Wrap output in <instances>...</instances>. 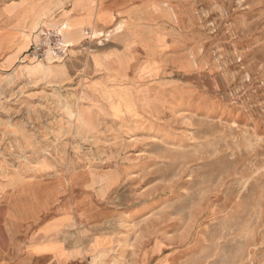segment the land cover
I'll return each instance as SVG.
<instances>
[{
    "label": "rangeland",
    "instance_id": "374dc122",
    "mask_svg": "<svg viewBox=\"0 0 264 264\" xmlns=\"http://www.w3.org/2000/svg\"><path fill=\"white\" fill-rule=\"evenodd\" d=\"M90 1L115 22L66 42L0 0V264H264V0Z\"/></svg>",
    "mask_w": 264,
    "mask_h": 264
},
{
    "label": "crops",
    "instance_id": "0c3cea01",
    "mask_svg": "<svg viewBox=\"0 0 264 264\" xmlns=\"http://www.w3.org/2000/svg\"><path fill=\"white\" fill-rule=\"evenodd\" d=\"M65 2H69V6L63 7ZM55 3H58L57 7L54 8V10L49 14L47 18H43V21L49 20L51 22H58V23L62 22V20L64 19L63 15L65 13L70 14L71 18L83 19V20H80L81 23L78 26L73 28V30H71L68 33L66 42L70 38H76L83 29H87L93 34L100 28H103V29L110 28V25L115 22V15L110 10H104V11H100L99 13L98 12L95 13L94 7L92 6V2L90 0H28V4H29L28 7H32V8L27 9L28 13H26V16H25L27 20L25 21V23L21 22V24L17 22V26L21 28L20 27L21 25L28 26L29 24V26L33 27L35 24H38V21H37L38 17L42 13H44L46 10L52 9L53 4ZM88 22L92 23L91 25L93 26L94 30H91L90 28L87 27ZM41 23L42 21L39 22L38 24L39 27L42 30L47 31V28H45L43 23L42 24ZM49 29H53V28H49ZM26 47L27 46L25 44V45L19 46L18 48H15V50L13 51L14 55H13L12 60L17 58ZM17 209L15 211H12L10 215L14 223H16L18 226L29 224L31 227L33 224H35V222L38 221V218L29 219L23 214H20V213L17 214L16 212ZM43 211L44 209L42 210L41 214L43 213ZM78 219L79 220L77 221V223L85 221V220L82 221L81 218H78ZM68 222H69V219L67 215H62V216H59L45 223L40 228L38 237H35L36 239L39 238L38 241L37 240L34 241L35 243L32 242L29 248L25 251L27 260H31L34 257H38L42 255H49L59 260H61L62 257H66V254H65L66 249L63 245V242L60 239H54V238L51 239V238L53 236L57 237L58 234L65 229L66 224H68ZM51 224L58 225L57 229L49 231L48 227ZM51 241H58L60 243V246H59L60 250L43 251V252L35 251L36 246L45 245L46 243L51 242ZM67 255L70 256L69 253Z\"/></svg>",
    "mask_w": 264,
    "mask_h": 264
},
{
    "label": "built area",
    "instance_id": "2783aa9c",
    "mask_svg": "<svg viewBox=\"0 0 264 264\" xmlns=\"http://www.w3.org/2000/svg\"><path fill=\"white\" fill-rule=\"evenodd\" d=\"M66 50L62 45V38L59 32H47L45 33L40 42L36 44L29 55L36 61L43 62L46 60L48 54H53L55 56L62 55Z\"/></svg>",
    "mask_w": 264,
    "mask_h": 264
}]
</instances>
